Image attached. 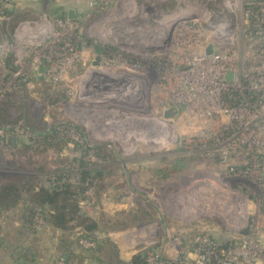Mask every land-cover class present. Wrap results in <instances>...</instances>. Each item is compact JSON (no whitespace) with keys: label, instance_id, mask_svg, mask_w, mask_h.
<instances>
[{"label":"rangeland","instance_id":"obj_1","mask_svg":"<svg viewBox=\"0 0 264 264\" xmlns=\"http://www.w3.org/2000/svg\"><path fill=\"white\" fill-rule=\"evenodd\" d=\"M224 1L125 0L98 11L53 0L8 20L0 12V264H105L115 251L125 264L139 254L147 264H199L208 250L207 264H241L244 254L264 264V154L259 162L253 150L264 55L245 12L226 42L194 33L225 18ZM70 3L72 20L59 9ZM177 15L190 19L167 41ZM195 54L240 72L209 107L183 82ZM65 184L79 190L54 196L56 208L45 203V191ZM42 208L49 222L38 213L33 224ZM249 219L258 228L245 236Z\"/></svg>","mask_w":264,"mask_h":264},{"label":"built area","instance_id":"obj_2","mask_svg":"<svg viewBox=\"0 0 264 264\" xmlns=\"http://www.w3.org/2000/svg\"><path fill=\"white\" fill-rule=\"evenodd\" d=\"M20 0H0V12L2 13L1 19L4 20H8V14L7 11L9 8H11L16 2H18ZM30 3H37L40 1H52L53 0H26ZM58 1V0H55ZM90 3V7L92 9H96L98 8V11H102L106 6H118L120 3H122L124 0H86ZM231 12H233V15L231 14ZM244 12L246 13V18L249 19V21L247 22L248 25H250L249 29V33H254L255 36V43L257 44V46H259L261 48V52H257L258 57H262V55H264V1H259V0H225L222 6V13L224 14L223 17H225L224 19H222V21H217V20H208V21H204L202 23H196L195 24V29H194V33L195 35H197L198 38H202V39H206V35H211L214 38H217L219 41H227V39H229L233 33V28H234V22L233 20L235 19V22L237 20H240V17L244 14ZM225 14H231L232 19L229 20V18H226L227 16ZM184 19L181 20L180 22L183 21H187L189 20V16L187 15V17H183ZM70 20V19H69ZM178 22L177 25L175 26V28L178 26V24L180 23ZM187 27V26H186ZM181 30V29H180ZM188 30V29H186ZM180 33H182L181 35L183 36V34L185 33L184 30L182 29L180 31ZM243 33V32H242ZM166 45V42H165ZM211 53L210 48L207 49V54ZM262 54V55H261ZM200 57L201 61L199 64H197V58ZM253 57V54L251 52L245 53L243 55V60H247L249 58ZM194 63L196 64V68L195 71H192L191 73H193V75L190 74H186L185 76H183V82H186L188 84H190L195 90L197 94H201L202 97L201 99L203 101H201L206 107H209V105L211 103H218L221 100V95H220V91L226 89L227 87L230 86V84L232 83L235 86H238L239 84V75L240 72L235 70H230V68L226 67V65H224L225 63H227V60H225L224 58H219V60L221 59V63L222 65H220L221 67H214L213 63L215 61L218 60L217 56H213L211 58H208L206 56H201L200 54H195L194 55ZM204 64V65H202ZM212 64V65H211ZM192 76H199V79L197 81H201L202 83H209L211 85L214 86V89L211 90H198V86L196 85V80L193 79ZM201 76V77H200ZM261 78L262 84L264 82V65H261L260 68H258V76ZM185 78V79H184ZM191 82H193L191 84ZM208 91H211L210 93ZM183 101H186V99H182ZM187 102V101H186ZM212 111H216L214 110V107L211 108ZM243 110H245V108H243ZM249 114V113H248ZM248 114L244 111L240 112L239 114H237V117L239 118V121L241 122L245 117L246 118H250L248 116ZM261 118H264V107L261 109ZM255 116V115H253ZM252 116V117H253ZM260 131L258 133V135L255 137V147L253 148V150L256 148L257 153H255V155L257 156L259 162L261 160V155L264 154V122L261 123L260 122ZM252 150V151H253ZM247 228V225L245 227V229ZM258 228V224L256 221H252V226H251V233L252 234L254 232V230H257ZM244 229V230H245ZM264 240V239H263ZM87 241V240H86ZM89 243V241H88ZM93 245L91 242L88 244V246ZM95 245V244H94ZM258 247L257 249V254L263 258L262 256V252H263V245H257ZM201 247H196L197 252H203V248ZM247 249V248H246ZM208 253L206 255H202V257L198 258V262L199 264H207L210 263L211 258L213 257L212 253L209 252V250L207 251ZM183 253V252H182ZM242 252L239 251V253L237 252V254H241ZM201 256V254H200ZM255 256V255H254ZM250 257L247 256V254H244L243 257V261L241 264H252L255 259H257V257ZM158 260V259H157ZM149 264H162L161 261H156V262H149ZM181 264H186L185 262L182 261ZM189 264V263H188ZM214 264V263H213ZM215 264H219V263H215Z\"/></svg>","mask_w":264,"mask_h":264},{"label":"trees","instance_id":"obj_3","mask_svg":"<svg viewBox=\"0 0 264 264\" xmlns=\"http://www.w3.org/2000/svg\"><path fill=\"white\" fill-rule=\"evenodd\" d=\"M87 175H90V174L89 173H86L85 176L83 175V179H82V183L83 184H87V181H86V180H88L86 178ZM86 187L87 186H85V187L82 188L83 191L86 190ZM77 188L78 187H76L74 185L71 186L70 184H68V185H66V184L65 185H52V188L49 189L51 192L50 191H45V193L47 195H46V200H44V201H45V203L50 202L52 204V207L53 208H56V206L54 204L55 201L53 199L54 196L60 195V194H72L75 191L79 190ZM38 211H40V212H37L36 210L33 212L32 217H31L32 223L33 224L35 223L34 220H35V217L38 215V213H39V215H42L43 216L45 222H46V219L49 222V219H48L49 214H47V217H46L45 216V213L43 214V212H42V211H44L43 208H42V210H38ZM54 217L55 216H50L51 219H53ZM55 223H56V221H55ZM89 229L92 230L91 228H89ZM83 238L86 239V240L87 239H90V240H92V239L94 240L95 239V238H93L92 236H89V235H84ZM101 244L102 243H98L97 246H95V248H93L94 250H97L98 249V253L99 252L101 253L104 250L103 249L104 247ZM112 254L113 255H108V259L107 258H104V260H101V261L102 262L105 261V264H125L122 260L119 259L116 251L114 253H112ZM146 260L147 259H146V256L144 254H141V255L139 254V255H136L135 257H133V264H147V261Z\"/></svg>","mask_w":264,"mask_h":264},{"label":"crops","instance_id":"obj_4","mask_svg":"<svg viewBox=\"0 0 264 264\" xmlns=\"http://www.w3.org/2000/svg\"><path fill=\"white\" fill-rule=\"evenodd\" d=\"M38 3L40 5V7H41L40 9H43V10L46 9V7H47L46 5L47 4L44 1L37 2V4H36V3H30V2H28L26 0H20V1L16 2L11 8L8 9L7 14H9L13 10L15 11L17 9L18 10H27V9L34 8V7L36 8L37 5H38ZM79 3H82V2L79 1ZM120 4L118 6H116V7H114L113 9H117L118 7H120L121 6ZM73 5H75V4L74 3H70L69 5L68 4H62V5H60V8H59L60 9V13L62 14L63 12H68L69 10H72V9H74L76 11L77 10V7L76 6H73ZM126 11L128 13L129 12H132L133 13L134 10L132 8H127ZM128 26H130V27H127L126 29L133 28V27L136 28L135 26H140L141 28H147L149 25H135V26L128 25ZM137 31H139V30H137ZM147 32L146 31H144V32H140L139 31V32H133V33L140 34V33H147ZM166 253L168 255H170V257H171V254L168 251ZM134 255L135 254H133L132 256H134Z\"/></svg>","mask_w":264,"mask_h":264},{"label":"water","instance_id":"obj_5","mask_svg":"<svg viewBox=\"0 0 264 264\" xmlns=\"http://www.w3.org/2000/svg\"><path fill=\"white\" fill-rule=\"evenodd\" d=\"M67 13V17L68 19L72 20V19H76L78 18V15L76 14V11L75 10H69L68 12H63L62 16H65V14ZM184 18L183 17H180L178 18L172 25H171V28H170V31H169V35H168V38H167V41L170 40L171 38V35L173 33V30L175 28V26L177 25L178 22H180L181 20H183ZM166 41V42H167ZM115 87L114 84H111V88ZM173 111L172 110H168L166 113H165V117H171L173 116ZM251 226H252V219H249V222L247 224V228L242 232V234H244L245 236H248L250 235L251 233Z\"/></svg>","mask_w":264,"mask_h":264},{"label":"bare ground","instance_id":"obj_6","mask_svg":"<svg viewBox=\"0 0 264 264\" xmlns=\"http://www.w3.org/2000/svg\"><path fill=\"white\" fill-rule=\"evenodd\" d=\"M181 16H182V15H179V16L177 15L176 17L178 18V17H181ZM176 17H175V18H176ZM163 26H164V25H163ZM47 32H48V31H47ZM35 40H36V39H35ZM198 59H200V60H201V58H200V57H198V58H197V61H199Z\"/></svg>","mask_w":264,"mask_h":264}]
</instances>
